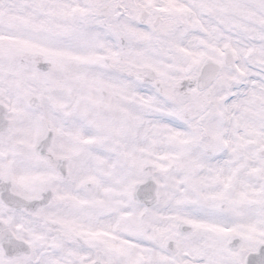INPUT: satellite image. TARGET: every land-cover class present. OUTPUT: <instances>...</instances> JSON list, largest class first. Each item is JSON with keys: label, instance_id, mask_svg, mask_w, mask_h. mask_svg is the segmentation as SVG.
I'll return each instance as SVG.
<instances>
[{"label": "snow or ice", "instance_id": "snow-or-ice-1", "mask_svg": "<svg viewBox=\"0 0 264 264\" xmlns=\"http://www.w3.org/2000/svg\"><path fill=\"white\" fill-rule=\"evenodd\" d=\"M0 264H264V0H0Z\"/></svg>", "mask_w": 264, "mask_h": 264}]
</instances>
